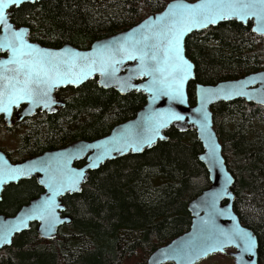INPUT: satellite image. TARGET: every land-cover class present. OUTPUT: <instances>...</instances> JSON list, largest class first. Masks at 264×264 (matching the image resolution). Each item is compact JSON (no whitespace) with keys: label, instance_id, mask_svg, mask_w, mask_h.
<instances>
[{"label":"trees","instance_id":"obj_1","mask_svg":"<svg viewBox=\"0 0 264 264\" xmlns=\"http://www.w3.org/2000/svg\"><path fill=\"white\" fill-rule=\"evenodd\" d=\"M169 1L40 0L13 8L12 20L29 26L30 38L43 45L86 48L162 10ZM186 53L196 67L195 79L188 84L189 102L194 104L197 83L263 69L264 36L251 30V22H221L191 33ZM57 95L65 106L28 120L10 157L20 160L103 136L134 117L146 102L142 92L121 94L100 87L96 78L61 88ZM212 109L223 154L235 177L234 209L256 233L259 264H264V105L237 99L218 102ZM167 135L168 140L142 153L126 154L91 171L81 192L62 198L72 223L61 225L52 239L40 237L38 224L32 223L0 250V264H143L156 248L187 231L192 221L188 203L210 185L199 159L203 145L195 130L171 127ZM41 190L34 178L7 185L0 213L13 214Z\"/></svg>","mask_w":264,"mask_h":264},{"label":"water","instance_id":"obj_2","mask_svg":"<svg viewBox=\"0 0 264 264\" xmlns=\"http://www.w3.org/2000/svg\"><path fill=\"white\" fill-rule=\"evenodd\" d=\"M40 0H23L18 6L10 4L5 10L10 30H6L0 24V42L5 37L13 39L12 33L23 30V39L27 44H31L35 49L45 50L51 53H79L81 56L98 57L104 52L103 46L109 48L119 47L124 44L126 47L132 45L136 40L141 39L145 33L163 29L169 23L170 13L178 11L170 8L175 4L197 5L202 0H171L160 11L148 15L146 18L135 25L120 32L101 37L91 43L89 47L80 48L67 43L60 47H51L43 45L37 40L30 38V28L27 25H17L12 20L13 8L21 6L26 2H37ZM238 21L247 25L251 22V30L264 36V27L256 17L248 16L244 20L238 18H229L218 20L215 24H208L205 27L193 28L187 32L181 42V56L190 65L189 74L183 85V102L171 99L169 96L160 95L149 87L153 77L141 73V60L139 58L132 60L121 56L116 59L122 60L115 65L114 75L111 77L101 75L99 71L92 72L87 78L77 83L65 82L51 89L49 97H46L47 106L44 103H32L28 100L20 101L18 105L11 107L10 113L0 112L7 120L8 127L12 126L10 121L14 107L26 104L21 112L22 117L33 116L40 108L42 111L54 113L59 108L65 106V102L58 98L57 91L65 87H79L88 80L96 78L97 83L103 88H113L121 94H127L132 91L142 92L146 96V102L137 111L134 117L122 121L105 135L92 140L80 139L73 141L62 147L53 148L43 153L29 156L22 160L13 162L7 152L0 148V173H7L11 169H22L27 172L26 175H17L15 179H8L0 175V201L5 186L11 183H17L22 179L35 177L38 184L43 188L38 196L32 198L28 203L12 215L0 213V250L5 246L12 244L16 234L28 230L33 222H38L37 232L40 237L52 239L57 236L59 227L63 224H70L73 218L64 213L66 206L63 203V197L66 194L81 192L83 185L88 181L90 172L100 168L107 161L124 156L126 154H138L154 147L158 141L169 139L167 131L171 127L184 132L189 129L195 130L198 139L203 145V151L199 154L200 161L205 165L210 180V185L202 192L192 198L188 203V210L192 215L190 228L173 238L168 243L156 248L143 264H198L214 253H226L228 249L233 248L230 255L234 257L235 264H259V240L256 233L248 226L244 225L234 209L236 194L233 190L235 177L229 170L226 158L223 154V145L219 139L215 128L213 105L218 102H231L237 99H243L249 103L264 105V68L247 73L239 78L224 79L216 83L196 85V103L191 104L188 96V84L195 79V63L186 53V40L188 36L197 31L201 32L211 26H217L221 22ZM0 72L4 68L14 69V64L5 65L6 61L12 59L10 49L0 48ZM139 57V53L134 52ZM8 75H14L9 72ZM176 112L184 117L183 120H169L165 127L159 130V136L153 138L149 146L139 142V150L133 151L132 147L136 142L128 141L130 131L140 132L143 136L151 135L149 129L156 120H167L168 115ZM21 117V118H22ZM163 137V138H161ZM132 143V147L128 144ZM92 147H89V146ZM121 149L116 151L115 149ZM99 157V159H97ZM83 164L78 166L77 162ZM95 163V167H89ZM83 173L78 177L77 184L73 190L61 191L59 195L52 197L48 185L51 182L50 177H72L75 174ZM52 197L55 201V218H49L47 214L43 216L39 212H34L46 200ZM219 213H223L222 215ZM23 221V222H22ZM209 222V223H206ZM234 229L250 234L255 241L253 253L242 251L243 243L236 240L234 243L219 244L220 232H232ZM7 233V238L5 234ZM208 249L207 251H203ZM243 259H240V257Z\"/></svg>","mask_w":264,"mask_h":264},{"label":"snow or ice","instance_id":"obj_3","mask_svg":"<svg viewBox=\"0 0 264 264\" xmlns=\"http://www.w3.org/2000/svg\"><path fill=\"white\" fill-rule=\"evenodd\" d=\"M22 2L23 0H0V24L6 30H10L11 25L8 24L5 10L10 4L18 6ZM170 8L178 11L170 13L169 23L163 29L145 33L141 39L127 47L124 44L114 49L103 46L104 52L95 58L82 57L79 53L57 54L35 49L33 45L24 41L23 30L12 33L11 40L5 37L4 41L0 42V48L10 49L12 53V59L6 61L5 65L14 64L15 68L5 67L4 71L0 72V112L10 113L11 107L23 100L44 103L47 106L45 98L49 97L52 88L65 82L77 83L95 71L111 77L116 70L115 65L122 62L116 59L118 55L122 59L139 58L141 60V73L153 77L150 91L154 90L160 95L183 102V85L188 77L190 65L181 56V42L187 32L193 28L215 24L218 20L233 17L244 20L248 16L256 17L260 26L264 27V0H202L197 5L175 4ZM134 52L139 53V57L134 55ZM9 72H13L14 75H8ZM172 119L183 120L184 117L170 111L167 120H156L153 123L149 129L151 135L146 137L140 132L130 131L128 141L136 142V146L132 147V143L128 146L132 147L133 151L139 150V142L150 146L153 138L159 136V130ZM115 150L121 151L119 148ZM95 166V163L89 165V167ZM26 174L27 172L22 169H11L7 173H0L8 179H15L17 175ZM82 175L83 173L72 177H50L51 182L48 187L52 197L59 195L61 191L73 190L78 177ZM52 197H49L34 212H39L42 216L47 214L49 218L54 219L56 205ZM220 237L222 239H218L217 242L221 245L239 240L243 243V252L253 253L254 251V239L250 234L239 229H234L232 232H220ZM240 259L243 257L241 256Z\"/></svg>","mask_w":264,"mask_h":264},{"label":"rangeland","instance_id":"obj_4","mask_svg":"<svg viewBox=\"0 0 264 264\" xmlns=\"http://www.w3.org/2000/svg\"><path fill=\"white\" fill-rule=\"evenodd\" d=\"M13 131H9L8 129H5L4 126H0V148L3 150H12L17 141V137L21 131L24 130V127L21 128H15L14 125L11 126ZM225 128H227L225 126ZM233 248H230L227 250L226 253H214L212 257H207L206 260H204L203 264H235L234 263V257L230 255V252L233 251Z\"/></svg>","mask_w":264,"mask_h":264},{"label":"flooded vegetation","instance_id":"obj_5","mask_svg":"<svg viewBox=\"0 0 264 264\" xmlns=\"http://www.w3.org/2000/svg\"><path fill=\"white\" fill-rule=\"evenodd\" d=\"M1 55V54H0ZM25 106H26V104H21L19 107H14V109H13V112H12V116H11V119H10V121H11V123H12V125H14V127L15 128H21V127H24L25 128V125H26V122L28 121V120H30L31 118H34V117H36V116H38L39 114H43V113H48L47 111H42V110H40V108L37 110V112H36V114L35 115H33V116H25V117H22V111L24 110V108H25ZM22 117V118H21ZM6 119L4 118V115H0V126H4V128L5 129H8L9 131H13V129L14 128H12V127H8L7 126V124H6ZM22 132V131H21ZM17 142V141H16ZM64 146V145H63ZM59 147H62V146H59ZM55 148H57V147H55ZM53 149V148H52ZM48 150H51V149H48ZM6 152H7V154L9 155V153H10V151H14V148L12 149V150H10L9 149V151H7V150H5ZM45 151H47V150H44V151H42V152H40V153H43V152H45ZM40 153H37V154H40ZM34 155H36V154H34ZM31 156H33V155H31ZM10 157V156H9ZM29 157V156H28ZM27 158V157H26ZM10 159L13 161V162H15V161H17V159L16 158H14V156H11L10 157ZM20 160H22V159H20ZM31 178H34L35 179V181H36V183L38 184V182H37V179L35 178V177H31ZM31 178H29V179H31ZM23 180V179H22ZM17 183H19V182H17ZM17 183H11V184H17ZM9 185V184H8ZM39 185V184H38ZM7 186V185H6ZM6 186H5V188H6ZM40 186V185H39ZM41 187V186H40ZM41 191H40V193L41 192H43V188L41 187ZM4 192V191H3ZM39 193V194H40ZM38 194V195H39ZM38 195H35V196H33V197H31L26 203H28L32 198H34V197H36V196H38ZM26 203H24V204H26ZM23 204V205H24ZM22 205V206H23ZM21 208V207H20ZM20 208H18L13 214H15ZM12 215V214H11ZM34 223V222H33ZM37 224H38V222H36ZM38 226V225H37Z\"/></svg>","mask_w":264,"mask_h":264}]
</instances>
